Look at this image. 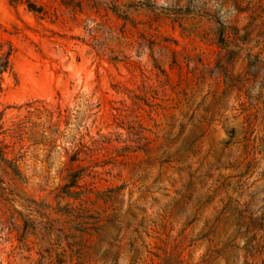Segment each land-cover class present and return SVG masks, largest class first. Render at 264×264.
Masks as SVG:
<instances>
[{
	"label": "rangeland",
	"instance_id": "obj_1",
	"mask_svg": "<svg viewBox=\"0 0 264 264\" xmlns=\"http://www.w3.org/2000/svg\"><path fill=\"white\" fill-rule=\"evenodd\" d=\"M0 42V264H223L234 229L264 264V0H0Z\"/></svg>",
	"mask_w": 264,
	"mask_h": 264
},
{
	"label": "trees",
	"instance_id": "obj_2",
	"mask_svg": "<svg viewBox=\"0 0 264 264\" xmlns=\"http://www.w3.org/2000/svg\"><path fill=\"white\" fill-rule=\"evenodd\" d=\"M14 54V48L12 44L7 42H0V97L4 91L3 84L5 80L6 74H14L13 72V63L12 57ZM232 214V213H231ZM241 222L238 224L240 227ZM238 234V230L234 229L232 233L226 236V238L219 243L220 249L218 251L220 257L223 261V264H233L235 263L236 255L233 254L232 251L237 245L234 244V240ZM244 264H249L248 262H244Z\"/></svg>",
	"mask_w": 264,
	"mask_h": 264
}]
</instances>
